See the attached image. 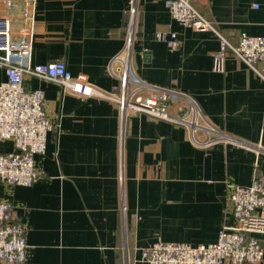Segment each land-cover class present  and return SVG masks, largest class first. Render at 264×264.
Returning <instances> with one entry per match:
<instances>
[{
  "label": "crops",
  "instance_id": "0c3cea01",
  "mask_svg": "<svg viewBox=\"0 0 264 264\" xmlns=\"http://www.w3.org/2000/svg\"><path fill=\"white\" fill-rule=\"evenodd\" d=\"M134 3V71L181 97L168 108L171 118L122 115L107 100L25 77L26 88L42 92L54 127L44 153L34 156L41 178L29 186L0 183V201L11 203L13 217L25 228L24 264H146L140 250L158 241L208 246L222 225L233 222L229 186H248L264 175V71L261 76L242 61L215 59V34L180 24L165 0ZM192 3L231 42L242 33L264 36V0ZM130 4L34 0L27 10L19 0L10 8L11 26L22 27L27 10L30 63L62 59L73 76L83 74L110 90L117 81L107 66L125 43ZM156 32H176V48L169 50ZM191 105L197 109L198 142L223 134L237 143L195 144L188 126L174 120ZM10 150L11 141L0 140V152ZM255 236L264 264V234Z\"/></svg>",
  "mask_w": 264,
  "mask_h": 264
},
{
  "label": "built area",
  "instance_id": "2783aa9c",
  "mask_svg": "<svg viewBox=\"0 0 264 264\" xmlns=\"http://www.w3.org/2000/svg\"><path fill=\"white\" fill-rule=\"evenodd\" d=\"M16 1L19 0H3L4 11L0 15V69H3L5 76L0 81V140L12 143V150L0 152V183L29 186L41 178L42 173L35 165L34 156L44 153L46 135L54 127V122L44 110L42 92L26 88V76L58 82L63 91L83 98L107 100L122 115L136 111L171 118L168 108L177 102L181 94L151 86L135 73L131 62L135 0H131L123 48L107 66V72L117 81L110 90L92 84L83 74L73 76L62 59L43 64L30 63L33 28L27 10L34 0H20L27 8L24 23L19 29H12L10 8ZM165 5L171 17L183 26L215 34L218 41V49L212 53L215 59L242 61L262 76L264 36L242 33L236 42H231L195 8L192 0H165ZM168 34L156 32L155 38L164 41L169 50H174L177 34ZM196 115L197 109L191 105L185 117L174 118L177 123L188 126L195 144L208 146L219 141L237 143L223 134H218L214 140L198 142L194 137V130L198 127ZM227 201V213L233 222L221 226L214 243L190 246L158 241L140 250L142 260L146 264H259L263 260V251L255 235L264 234V175L254 176L248 186L231 184ZM27 252L24 226L13 217L11 203L0 201V264H24Z\"/></svg>",
  "mask_w": 264,
  "mask_h": 264
},
{
  "label": "water",
  "instance_id": "95a60500",
  "mask_svg": "<svg viewBox=\"0 0 264 264\" xmlns=\"http://www.w3.org/2000/svg\"><path fill=\"white\" fill-rule=\"evenodd\" d=\"M206 167H207L206 169H207V172H208V167H209V162L208 161L206 162ZM206 177H208V174H207Z\"/></svg>",
  "mask_w": 264,
  "mask_h": 264
}]
</instances>
